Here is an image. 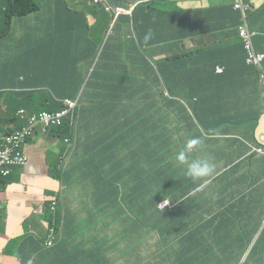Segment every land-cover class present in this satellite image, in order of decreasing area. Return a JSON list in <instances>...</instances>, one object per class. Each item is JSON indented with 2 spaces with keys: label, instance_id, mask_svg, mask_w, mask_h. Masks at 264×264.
<instances>
[{
  "label": "crops",
  "instance_id": "1",
  "mask_svg": "<svg viewBox=\"0 0 264 264\" xmlns=\"http://www.w3.org/2000/svg\"><path fill=\"white\" fill-rule=\"evenodd\" d=\"M34 1L38 9L29 17L14 19L10 34L0 39V139L22 128L23 116L46 111V97L53 111L60 110L64 100H72V81L85 78L81 72L97 64L93 55L98 44L110 29L114 31L110 15L103 9L104 17L99 18L92 0L87 7H81V0H40L41 7ZM108 1L127 6L144 0ZM177 1L182 10L213 14V27L218 30L185 41L182 52L190 58L175 67L170 81L173 87L182 85V90L170 94L156 70L151 77L155 80L138 78L132 85V90L138 88L137 94L127 103L129 113L124 118L134 131L123 145L118 137L117 153L104 149L108 142L102 126L91 119L88 124L80 115L73 122L69 142L54 130L29 139L30 163L0 179V264H117L120 260V264H131L128 259L136 254V241L127 242L125 237L137 239L144 228L159 226L171 227L167 264H205L208 247L215 264H247L255 250V264H264V94L257 70L247 63L246 50L235 44L237 35L221 31L237 22L239 13L234 16L224 8L234 6L236 0ZM242 2L249 4L247 28L253 34V47L264 53V0ZM7 6V0H0V28ZM98 18L100 31L94 34L92 25ZM126 21L120 18L113 49L106 50L114 55L117 71L121 69L122 22ZM45 23L52 34L46 33ZM27 30L33 32L36 45L51 39L42 53L22 52ZM203 40L211 43L200 45ZM84 43L91 44L95 53L84 49ZM201 48L210 50L194 55ZM64 51L81 56L90 67H74L72 58L67 59L71 67L60 72L62 79L56 76L51 92H41L38 86L50 77L53 62L62 61L58 56ZM153 55L161 60L174 54L159 46L153 48ZM101 65L108 71L110 58ZM217 67L224 71L218 73ZM178 69L181 77L175 75ZM113 85L120 86L119 80ZM98 86L110 87L111 80L102 79ZM112 97V106L125 102L120 95ZM82 106L91 110L93 100ZM108 110L98 113L108 115ZM87 137L90 149L82 147ZM193 138L201 144L192 157L211 158L215 171L202 192L189 196L199 182L184 176L176 155ZM171 179L170 206L162 212L157 192ZM55 196L59 205L51 216L49 206ZM132 202L134 211L122 218V205ZM177 205L190 212L186 219L172 221ZM51 227L55 240L46 246ZM153 238L151 255L136 264H163L156 258L160 239ZM234 248H247L235 262L231 259ZM143 251L146 247L139 254Z\"/></svg>",
  "mask_w": 264,
  "mask_h": 264
},
{
  "label": "clouds",
  "instance_id": "2",
  "mask_svg": "<svg viewBox=\"0 0 264 264\" xmlns=\"http://www.w3.org/2000/svg\"><path fill=\"white\" fill-rule=\"evenodd\" d=\"M216 1H220V0H216ZM238 2H239V0H236V3L234 6H232V7L224 6V8H226L228 11H230L234 16L237 12L239 13V17L237 18V22H239V24L237 26H234L237 22L235 24L232 23L230 25L224 26L221 29V31H232L233 33H235L237 35V40L239 39L241 27L244 25L242 22V12L240 9H237L235 7ZM240 2L244 6V14H245L246 22H247L249 8H246V7L249 6V4H247V5L244 4L242 2V0H240ZM93 3L95 4V2H93ZM103 9L110 15L112 26L114 27V31H113V29H110L106 34H104L102 41L98 44L99 47L96 49V51H97L96 54L103 52L104 53V61L107 58H110L111 65L113 64L114 55L113 54L107 55L106 50H107V47L110 43L113 46V40H114L113 37L116 34L118 22H119L121 17L122 18L125 17L127 19L126 22H122V37L137 36V34H142V35L148 37L153 42V44H154L153 48L162 46L165 51L172 52L174 54L172 57H166V58H174V57H179V56H183V57L190 56V54L183 55L184 53L182 52V50H183L185 41L190 39V38H193L196 36H201V35H204V33H207L206 31H203V26L207 22L208 18L211 19V26L213 27V17H212V16H214L213 14H211L209 12H205V11L198 12V11L182 10L180 8V4L177 0H144V1L138 2L136 4H130L127 6L113 5L108 0H106L104 3ZM190 12L192 13L191 15L188 14ZM181 21H184V25L181 28H177V24ZM3 26H4V24H3ZM234 29H236L239 32V35H238L237 31H234ZM215 31H218V30H211V31H209L208 34L214 33ZM6 36H8V35H6ZM106 37H107V39H106ZM240 37H241V35H240ZM241 39H242V37H241ZM242 42H243V39H242ZM120 44H121V42H120ZM243 48H244V44H243ZM111 55L113 56L112 58L110 57ZM97 58H98V56H97ZM154 60H155V58H154ZM155 61H160V60H155ZM99 63H100V60L98 61V59H97V64H96L97 65V69H96L97 71L100 69V67L98 66ZM181 63H179V64H181ZM179 64L173 66V70ZM263 66H264V63H263ZM252 67H254L258 72L259 80H260V86L262 89L263 82H262V78L260 76V71L255 66H252ZM121 68H122V60H121ZM154 68L159 73L160 78L165 85V82H164L159 70L157 69V66H154ZM101 70L107 71L106 68L105 69L102 68V65H101ZM120 71H121V69L118 72H120ZM107 72L109 74V71H107ZM102 79H104V80L110 79L111 80V86L110 87H104V88L100 89L102 92L101 95L99 96L100 100H102V97L104 95H107L108 93H110L111 96H118V95L122 96V93L120 90L121 85L120 86H114L113 85L115 83V80H118L116 75H114V77L111 78V74H110V76H108L107 78L102 77V78H96L95 80H96V82L99 83ZM112 87L118 88V89L112 90L111 89ZM83 91L84 90L82 87V93H83ZM262 92H263V90H262ZM46 98L49 99V102L46 103L47 110L43 111V112L66 111L67 112L66 116H68L71 112H73L75 109H77L79 107V100L73 101V100L68 99V100L63 101V104H62V105H64L63 108H61L60 110H57V111H53L48 106V104L50 103V98L49 97H46ZM68 101L78 102L77 108H75L74 110H71L67 104ZM101 103H102V109L107 108L105 103H103V102H101ZM122 105H123V100H122ZM43 112H40V113H43ZM40 113H35V114H40ZM31 115H34V114H31ZM66 116H65L64 120L67 118ZM24 120L27 123L26 119H24ZM64 120H63V122H64ZM63 122H62V124H63ZM61 125H59V126H61ZM59 126H57V127H59ZM57 127L53 128L51 130L56 129ZM34 136H35V134L32 137H34ZM32 137H30L29 139H31ZM126 137H128V135L124 136L125 139H126ZM28 140L26 142V145L28 143ZM69 141H70L69 139H66V142H69ZM125 143H127L126 140H124L122 142V144H125ZM200 144H201V141L199 139H197V138L190 139L187 141L184 148L176 155V160H177L178 164L184 168V176L186 178L190 179L191 181H193L194 183L199 182L196 184V187H194L188 193L189 196H195L197 193L202 192L208 186V178L211 177L215 171V164L212 162L211 158H209V157L193 158L192 157L191 154L199 148ZM26 145H25V152L27 153ZM104 149L106 151L109 149L108 144L104 145ZM29 163H30V161H29ZM26 166H20V167H26ZM14 168H18V167H14ZM14 168H12V172H13ZM12 172H11V175H12ZM0 177L9 178V177H3L1 175H0ZM173 184H174V180H172V179L169 181H166L163 184L162 190L157 192L158 194H160L159 196L161 197V200L158 202L157 206H158V209L161 210L162 212L170 206V202H171L170 200L171 199L168 197L167 193H168L169 189H171ZM154 187L156 188V186H154ZM51 204H52V202L50 203V206H49V213L51 216H53V214L51 213ZM161 228H162V226H159V227H156L154 229L151 228L149 231L145 232L143 238L140 239L139 242L137 243V248L139 250L142 247H146V251H143L142 253H140L137 259L135 257H134V259H132L133 257L129 258L128 260L132 261L131 264H136L138 262V260L140 261L145 256L151 255V246L154 245V238L152 239V237L154 235L158 236L160 239L159 251L156 254V258H158L159 260H162L163 264L168 263L165 252H166V249H167V246L169 243V239H170V235H171V229L168 228L163 233H160ZM210 249L211 248H209V247L207 248L206 262H207L208 258H210L213 261V263H215L213 252H210Z\"/></svg>",
  "mask_w": 264,
  "mask_h": 264
},
{
  "label": "trees",
  "instance_id": "3",
  "mask_svg": "<svg viewBox=\"0 0 264 264\" xmlns=\"http://www.w3.org/2000/svg\"><path fill=\"white\" fill-rule=\"evenodd\" d=\"M8 6L6 11V18L4 26L0 28V39L4 38V36L9 35L11 32V27L14 19L18 18H25L29 17L38 9V5L35 3L34 0H7ZM191 15L192 13H188ZM239 22H237L234 26H237ZM184 25V21H181L177 24V28H181ZM214 30V27L211 26V19L208 18L207 22L203 26V31H206L209 33V31ZM234 31H237L234 29ZM238 35L239 32L237 31ZM236 45L241 44L243 47L242 39L239 35V39L235 43ZM76 45V44H71ZM120 48H122V68L121 71L118 72L116 69H114V64L111 65V68L107 71H102L101 67L97 71V65L96 63L93 65L95 66V69L92 71V74L90 75L87 86L89 85L88 90H84L82 93V87L85 82V78L83 79H74L72 81L75 95H73L71 98L73 101L79 100V107L75 109L73 112H71L67 118L64 120L63 124L56 129H54V132L58 135V137L64 141L66 139L72 138L73 135V122L75 118L80 115L81 117H84V120L90 124V119L96 123L100 124L102 126V130L106 132L107 136V142L110 150L113 153H117L119 148L118 147V137H122V142L125 140L124 136L129 135L134 131V127H128L125 125L124 121L122 124L118 122L117 120H114L113 118L109 117L108 115H101L98 113L99 110L102 109V103L99 100V96L101 95V87L98 86V82H96V78H107L111 74V78L116 75L117 79L120 82V90L122 93V97L124 99V104L122 105V111L125 116L129 113L128 109V102H132L134 100V96L137 94V90H132V85L138 80V78H150L147 80H155L153 77L154 75V66H157V69L159 70L164 82L165 87L169 91L170 94H175L177 90H182V85L178 86H171L170 81L172 80V73H173V66L181 63L180 66H182L184 63H187L190 56H179L174 58H164L161 57L160 61H155L153 56V42L146 36L142 34H137V36H125L122 37L121 44L119 45ZM80 47V45H77V48ZM88 48H90L94 53V49L91 44L87 45ZM112 50L113 46L110 43L108 45V50ZM207 50H210L209 48H201L196 50L194 55L197 54H204L207 52ZM96 54V53H95ZM113 57L112 55L110 56ZM80 60L78 58H72V65L74 67H79ZM169 64V65H168ZM168 65V66H167ZM176 77H181V74L179 72V69L175 72ZM82 76V75H81ZM112 90L118 89V88H111ZM112 96H110V100H112ZM89 100H93V107L91 110H89L87 107L82 106V102H86ZM49 102V99L46 98L43 101V105L46 106V103ZM104 103V101H103ZM64 105H62V108ZM51 130H48L45 133L50 132ZM123 145V144H122ZM82 147L85 149H90L91 147V141L87 137L82 142ZM60 174L56 175V177L59 179ZM2 177H0L1 179ZM135 202L129 203L126 206L122 205V218L124 216L125 212L132 213L134 211ZM175 217L174 220H183L186 219L189 215V210L184 209L183 205H177L175 207ZM181 217H183L181 219ZM171 228L170 226H162L160 229V233H163L166 229ZM52 227L49 229L51 231ZM48 234L50 235L49 231ZM210 236L207 235V238ZM126 241L128 240L127 237H125ZM48 240V239H47ZM46 240V241H47ZM46 243V242H45ZM139 255V250L136 247V254L133 256L137 259ZM212 262V263H211ZM128 262H125L124 264H127ZM163 263V261H162ZM206 264H215L213 261L208 258ZM224 264H227L224 262Z\"/></svg>",
  "mask_w": 264,
  "mask_h": 264
},
{
  "label": "built area",
  "instance_id": "4",
  "mask_svg": "<svg viewBox=\"0 0 264 264\" xmlns=\"http://www.w3.org/2000/svg\"><path fill=\"white\" fill-rule=\"evenodd\" d=\"M95 2V1H93ZM242 12V22L243 26L240 30V35L243 39L244 48L247 52V63L251 66H255L260 71V76L262 78L263 86L262 90L264 93V53L257 52L253 47L252 37L253 34L247 28V22L244 14V6L241 4L240 0L235 6ZM246 8H249L247 6ZM224 70L221 67H217V72L222 73ZM69 108L74 110L78 106V102L68 101ZM24 111L20 114L24 115ZM66 111L61 112H43L40 114H34L30 116H23L27 123L20 129L9 133L7 138L2 137L0 139V175L3 177H9L12 172V168L26 166L30 157L25 152V145L27 140L36 135L38 132L45 133L62 124ZM59 205L58 197L55 196L51 204V213L55 215ZM55 240V230L52 228L48 240L46 241V246H52Z\"/></svg>",
  "mask_w": 264,
  "mask_h": 264
},
{
  "label": "rangeland",
  "instance_id": "5",
  "mask_svg": "<svg viewBox=\"0 0 264 264\" xmlns=\"http://www.w3.org/2000/svg\"><path fill=\"white\" fill-rule=\"evenodd\" d=\"M82 1V5L81 7H87V3L88 1L90 0H81ZM92 1H95V6L94 8L92 7V10L94 9H97L98 13H99V18H102L104 17L103 16V7H104V3L106 0H92ZM38 4L40 5L41 7V4H40V0H37ZM90 3V2H89ZM93 13V11L91 12ZM99 18L97 21H93V25H92V32L94 34H97L100 29L97 27L98 26V21H99ZM28 20H31V19H28ZM44 28H45V31L46 33H49V34H52V30L48 27V24H44ZM26 33L29 35V38L26 40L25 44L23 45V48H22V52H30V51H39V53H42L43 50L46 49V46L47 44L50 42L51 39H47L45 38L44 39V43L42 44H39V45H36L35 44V41H34V37H33V32L27 30ZM88 34V32H87ZM53 35L54 37H57L58 34L56 32H53ZM107 39V37H106ZM221 39V38H220ZM211 43L210 41L208 40H203L200 45L202 44H205V43ZM83 46L84 49H86L87 51H90L91 49L87 47V45L84 43V44H81ZM74 51V50H73ZM19 49L17 48L16 51H15V55L17 56L19 54ZM70 52L69 51H64L62 55L58 56L59 59H62V61L58 60V61H55L53 62L54 64L50 67V77L47 78L44 83L40 84V91L41 92H46V93H50V89L52 87V83H53V79L56 77V76H59V79H62L60 78V75H61V71H65L68 67H71L70 65H68L66 63L67 59L69 58H78L80 60V64H79V67L81 68H89L90 65H89V62H84L83 60H81V56H78V55H75L74 52L72 54H69ZM93 56H98V61L100 60V63L104 61V53H99V54H94ZM56 65V66H55ZM95 69V66H92L91 68H89V70L87 72H84L82 71L81 72V75H84L85 74V82H84V86H83V90H88L89 89V85L87 86V82H88V79H89V76L90 74L92 73V71ZM102 100L104 101V103L106 104V107L107 108H110V110H108V116L113 118L114 120H117L118 122L122 123L124 121V114H123V111H122V104H115V105H111V100H110V93H108L107 95H104L102 97ZM46 108H43V110H45ZM9 134H6L4 135L3 137L4 138H7ZM113 178V176H112ZM101 181H98V183H100ZM151 228L150 227H146L144 228L138 238L136 239V237L134 236L133 238H128L127 242H135V247H137V243L139 242L140 239L143 238L145 232L149 231ZM154 229V228H153ZM247 248H234L233 250V256H232V261L235 262L239 259V256L241 254V252H244ZM253 248L249 249L246 256L244 257V260H246L249 256V254L251 253ZM255 254H257L256 250L254 251V253L251 255L249 261L247 264H255ZM226 259V258H225ZM122 260H120L117 264H120ZM175 264H189V263H184V262H175Z\"/></svg>",
  "mask_w": 264,
  "mask_h": 264
}]
</instances>
